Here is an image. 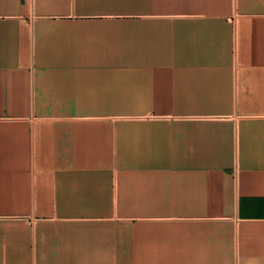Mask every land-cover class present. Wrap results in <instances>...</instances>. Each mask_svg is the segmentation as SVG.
<instances>
[{
  "label": "crops",
  "instance_id": "obj_1",
  "mask_svg": "<svg viewBox=\"0 0 264 264\" xmlns=\"http://www.w3.org/2000/svg\"><path fill=\"white\" fill-rule=\"evenodd\" d=\"M0 264H264V0H0Z\"/></svg>",
  "mask_w": 264,
  "mask_h": 264
}]
</instances>
